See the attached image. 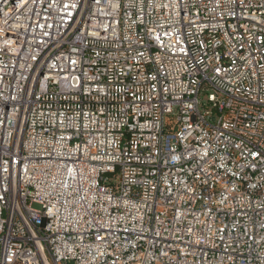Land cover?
<instances>
[{"label": "built area", "instance_id": "2783aa9c", "mask_svg": "<svg viewBox=\"0 0 264 264\" xmlns=\"http://www.w3.org/2000/svg\"><path fill=\"white\" fill-rule=\"evenodd\" d=\"M0 264H264V0H0Z\"/></svg>", "mask_w": 264, "mask_h": 264}, {"label": "rangeland", "instance_id": "374dc122", "mask_svg": "<svg viewBox=\"0 0 264 264\" xmlns=\"http://www.w3.org/2000/svg\"><path fill=\"white\" fill-rule=\"evenodd\" d=\"M33 207L36 208V209H40L41 208L40 205H38V204H33Z\"/></svg>", "mask_w": 264, "mask_h": 264}]
</instances>
